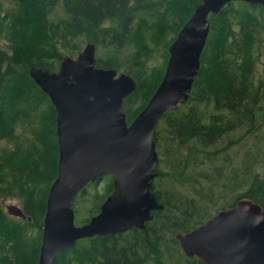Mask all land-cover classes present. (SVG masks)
I'll return each instance as SVG.
<instances>
[{"label": "trees", "instance_id": "obj_1", "mask_svg": "<svg viewBox=\"0 0 264 264\" xmlns=\"http://www.w3.org/2000/svg\"><path fill=\"white\" fill-rule=\"evenodd\" d=\"M199 1L12 0L0 13L7 41L0 49V264H36L45 198L57 172L55 110L28 66L56 70L63 55L92 42L95 65L135 81L122 99L129 122L160 80L167 46ZM208 18L187 99L164 111L153 131L158 163L150 191L162 208L142 228L76 239L52 264H205L184 255L174 233L242 196L264 209V3L232 0ZM156 53L160 64H148ZM104 176L81 223L111 191L112 175ZM94 182L77 193L74 213ZM5 199H16L30 220L6 213Z\"/></svg>", "mask_w": 264, "mask_h": 264}, {"label": "water", "instance_id": "obj_2", "mask_svg": "<svg viewBox=\"0 0 264 264\" xmlns=\"http://www.w3.org/2000/svg\"><path fill=\"white\" fill-rule=\"evenodd\" d=\"M232 0H200L167 46L160 80L143 107L127 122L122 99L135 88L133 77L94 64L95 46L84 42L63 55L56 70L30 64V78L55 110L57 172L45 198L36 264H52L57 252L76 239L144 227L162 208L150 191L157 174L155 126L166 110L187 99L200 67L210 29V13ZM264 3V0H244ZM111 174V191L85 222H73V204L89 181ZM6 213L30 220L21 207L4 204ZM187 257L205 264H264V209L242 196L199 225L174 233Z\"/></svg>", "mask_w": 264, "mask_h": 264}, {"label": "rangeland", "instance_id": "obj_3", "mask_svg": "<svg viewBox=\"0 0 264 264\" xmlns=\"http://www.w3.org/2000/svg\"><path fill=\"white\" fill-rule=\"evenodd\" d=\"M13 5L12 0H0V13H2L3 11L6 10V8L11 7ZM83 42L81 43L82 46ZM7 41L6 39L0 35V49H7ZM97 54V51L95 50V55ZM162 60V56L159 53L153 54V56L149 59L148 64H160ZM165 64V63H164ZM136 102V101H135ZM134 102V103H135ZM133 103V106H134ZM0 143H3L0 142ZM234 148L230 149V152H233ZM105 174H103L99 179L95 180V182L93 183V185H87L85 186V192L84 194H80V201L78 202V211L76 213H74V217H73V222L75 224H79L81 223L79 220L80 218L84 217L87 215L86 209L87 207L90 205V200H89V196L91 193H93L95 190L97 192H101L105 183L107 182V177L104 176ZM8 202H14V203H18L16 199H5L2 203V207L4 208V204L8 203ZM74 206V204H73Z\"/></svg>", "mask_w": 264, "mask_h": 264}, {"label": "flooded vegetation", "instance_id": "obj_4", "mask_svg": "<svg viewBox=\"0 0 264 264\" xmlns=\"http://www.w3.org/2000/svg\"><path fill=\"white\" fill-rule=\"evenodd\" d=\"M112 178V177H111ZM152 180V179H151ZM150 185H151V182H150Z\"/></svg>", "mask_w": 264, "mask_h": 264}]
</instances>
